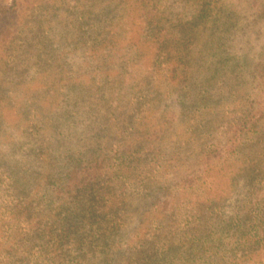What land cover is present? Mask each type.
Masks as SVG:
<instances>
[{
  "label": "trees",
  "instance_id": "trees-1",
  "mask_svg": "<svg viewBox=\"0 0 264 264\" xmlns=\"http://www.w3.org/2000/svg\"><path fill=\"white\" fill-rule=\"evenodd\" d=\"M85 1L88 20L96 14L94 8L115 13L107 25L95 28L96 36L91 37L87 57L82 60L94 76L109 71L103 76L105 82L98 85L89 76L86 84L72 79V87L78 86L80 94L99 95L107 109L102 116L110 119L111 101L121 99L124 80L110 66L127 68L122 64L129 61L124 56L126 51L134 52L136 66L142 67L137 70H141L142 79L151 67L170 79L180 92L178 100L185 104L184 109L208 102L211 93L207 87L213 74L202 80L197 91H185L190 37L170 36L158 8L143 0H134V5L128 0ZM40 2L0 0V58L2 48L11 45L18 35L21 40L22 34L40 29L37 24L41 20L31 17L34 11L41 13ZM195 6L199 17L210 11L205 1ZM131 30H136V39V35L123 38L119 34ZM137 84L132 88L144 94V83ZM154 87L153 102L169 97L158 83ZM247 96L237 93L235 107L241 108L231 121L224 117L227 125L220 144L213 149L199 146L193 151L202 164L198 174L171 184L145 182L137 196L142 207L134 209L137 223L129 233H125L122 211L130 198L125 189L139 179V163L150 150L147 140L164 132L172 121L158 120L150 128L144 124L119 153L122 159L116 153L113 160L104 151L106 143L99 133L85 137L88 141L80 137L77 149L58 154L59 122L54 123V137L37 129V154L43 165L37 171L15 172L13 188L21 203L8 211V236L4 238L0 229V264H264V115L260 110L244 108ZM203 108L214 110L206 104ZM148 110L154 114L152 106ZM46 114H38L41 123L44 119L48 122ZM169 116L174 113L170 111ZM127 119L128 115L117 122L118 134ZM67 120L72 122V107L67 109ZM48 125L52 127V123ZM207 126L209 131L210 123ZM207 131V137H202L198 129L188 132L187 137L181 131L184 146L178 151L186 152L196 138L206 140L211 134ZM160 152L157 148L156 153ZM177 158L178 152L169 159ZM233 196L235 204L226 214L223 207Z\"/></svg>",
  "mask_w": 264,
  "mask_h": 264
},
{
  "label": "rangeland",
  "instance_id": "rangeland-1",
  "mask_svg": "<svg viewBox=\"0 0 264 264\" xmlns=\"http://www.w3.org/2000/svg\"><path fill=\"white\" fill-rule=\"evenodd\" d=\"M128 1L134 5V0ZM143 1L161 11L170 36L176 34L185 40L190 37L188 53L191 59L186 64L189 70L185 75L187 80L183 81L187 86L185 91H197L204 83L202 80L212 73L207 87L211 97L208 102L184 109L185 104L181 105L178 100L180 92L170 84V79L159 75L154 67L147 68L142 79L141 70L137 71L142 67L136 66L134 52L126 51L124 56L129 57V61L122 64L127 68L122 70L121 64L110 66L124 80L120 87L121 99L109 102L111 114L107 116L110 119L102 116L107 109L102 106L99 95L80 94L78 86L72 87V79L86 84L89 76L98 85L105 82L103 76L109 71L94 76L90 68L83 66L82 60L87 57L91 37L96 36L95 28L107 25L115 13L94 8L96 14L88 20L85 0H41L39 10L42 14L34 11L31 15L34 21L41 20L40 24L36 23L40 29L26 36L22 34L21 40L18 35L11 45L2 48L3 57L0 58V229L4 238L8 236L5 226L11 221L8 211L14 204L21 203V197L13 188L15 172L37 171L43 165L37 154V129L39 133L54 137L53 126L59 122L57 141L61 146L56 150L58 154L77 149L80 137L88 141L85 137L99 133L98 137L106 143L104 151L113 160L116 153L122 159L119 153L130 145L134 134L144 124L150 128L158 120L172 121L173 125L164 132L147 140L150 150L139 163V179L125 189L130 198L126 202L127 208L122 211L125 233H129L137 223L134 209L135 206L142 207L138 205L137 196L143 192L146 181L171 184L199 173L202 164L196 160L193 151L199 146L213 149L220 144L227 125L224 117H229L230 121L238 117L235 112L241 106L235 107L239 101L237 93H244V98L248 93V104L244 108L260 110L264 115V0ZM203 1L208 3L210 11L199 17L196 15L199 8L195 5ZM119 34L123 38L135 35L137 38L136 30L120 31ZM141 82L146 89L144 94L132 88L135 83H138L137 87L141 86ZM156 82L161 91L169 93L168 98L158 103L153 102L151 96ZM203 104L214 110H206ZM150 105L155 110L153 115L148 110ZM69 107H72V122L67 120ZM170 111L174 113L173 117L169 116ZM43 112L47 113L48 122L44 119L41 123L38 114ZM127 115L122 126L124 130L118 134L117 122ZM187 120L188 124L185 123ZM48 123H52V127ZM182 123L186 125L182 126ZM208 123L209 131L206 130ZM196 129L203 132L202 137H207L204 131L211 134L201 142L197 138L190 141L188 150L180 149L179 152L178 149L184 146L181 131L187 137L188 132ZM157 148L161 150L159 155ZM176 152L177 160H170ZM235 199L233 196L224 205V213L232 211Z\"/></svg>",
  "mask_w": 264,
  "mask_h": 264
}]
</instances>
